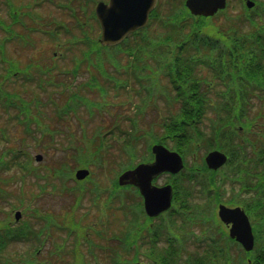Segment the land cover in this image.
<instances>
[{
	"label": "rangeland",
	"instance_id": "1",
	"mask_svg": "<svg viewBox=\"0 0 264 264\" xmlns=\"http://www.w3.org/2000/svg\"><path fill=\"white\" fill-rule=\"evenodd\" d=\"M61 1L63 0H0V23L5 22L6 25H11L12 32L17 34L14 36L11 31L6 30L3 26L0 27V44L4 42L7 52L5 56L8 60L2 59L0 51L1 68L9 66L10 63H13L19 71L25 68L37 72L40 70L38 65L46 69L49 68L47 71L49 73H44L48 74L47 78L53 80L51 83L47 81H43L42 84L31 82L23 87L19 80L14 86L12 84L9 87L32 97L34 114H37L38 111L36 103L39 98L42 101L39 103V109L43 117L46 118L45 121L54 129V136L48 135L44 140L40 139L38 130L36 136L28 135L26 137L24 128L11 114L9 115V112H3V107L0 106V128H6L9 136V140L1 139L0 141V159L4 162L0 168V186L3 187L6 198H10V201L0 200V206L4 208V210H2L3 208L0 210V225H4L7 219L4 222L2 219L9 213L11 217L9 219L15 224L22 223L24 219L25 221L31 219L37 226L45 223L46 229L45 234L39 238L43 245L37 239L34 242L11 243L3 252L5 255L3 264H16L25 255L31 257L36 245L42 246L41 253L38 254L39 259L51 260L55 264H112L111 256L114 251L118 250V246H121L119 240H115L118 238L115 235H123L129 227L136 228L147 224L148 221L141 214L138 206L132 205L139 199L137 196L131 195L128 190L121 191L124 197L116 195L119 190L116 184H113L114 170L118 166L117 162L126 158L122 155L123 150L121 146L119 147V141L117 142L115 139L116 144L112 146L113 138L109 136L108 142L104 146L107 147L103 152L104 165L90 166L92 172L84 179L86 185H91L90 194H86V189L83 186H76L73 179L66 173L75 172L81 166L77 161L75 149L79 145H88L91 150H95L99 144L97 138L95 139L98 132L100 134L108 132L116 125L129 128L131 115L135 116L136 109H140L136 108V105L142 104L145 108L139 118L149 134L147 139H152L151 133H158L162 121H165L171 111L174 113L180 108L179 102L168 105L155 94H146L140 82L133 76L131 83H121L112 79L114 85L108 79L100 77L97 69L105 77H109L110 73L117 76H127L128 73L126 74L123 69L118 71L116 66L107 59L106 52L109 53L108 50L103 51L102 54L105 58L104 65L108 69L102 66L98 46L88 47L85 44L86 38L93 39L100 36V28L95 21L86 23L87 17L91 19L90 14L85 15L80 2L74 1V9H70L60 7L58 3ZM164 2L166 7L162 11L165 13L164 18H167L166 16L173 12L171 8L178 6L183 0H177L175 3L173 0ZM242 2L244 0H231L225 11L212 18L208 17L205 21L207 25L200 26L199 29L202 28L203 31L212 34L230 25L248 29L250 25L245 23V10ZM257 2L263 3L264 0H257ZM12 7H15L14 11L11 10ZM182 10L181 12L186 14V9L182 8ZM10 11L14 12L16 16L18 15L19 21L22 18L24 23L17 22V20L13 22ZM19 11L22 12V15L17 14ZM81 21H85L86 26L79 24ZM190 22H193V19H190ZM62 23L68 29H64ZM31 27L38 30L32 31ZM40 30L42 32L47 30L54 37H49L39 32ZM166 30L167 28L158 22L156 29L148 32L160 34L165 33ZM25 39L28 42H25ZM77 41L78 44L75 43ZM93 52L96 53L93 55ZM118 57L115 56L123 64H126L130 59L125 53H120ZM117 67L121 69L119 64ZM64 70L68 74L64 73ZM75 72L78 74L72 75ZM147 72L146 70V74ZM202 72L205 75L208 73L206 69ZM19 77H23V75L20 74ZM43 77L46 78V76ZM156 77V74L153 73L151 80L145 79L144 85L149 86L158 82ZM164 78L162 75L159 88L165 89L164 84L167 83V79ZM61 81L63 85L59 84ZM101 82L107 86L106 89L101 87ZM68 83H72L73 89L80 90L86 97H72L71 101L79 99L82 106L77 112H70L68 115L59 117L57 108L55 109V102L59 105L66 103L68 95L62 89L68 88L66 86ZM171 99L172 95L169 93L165 101L169 102ZM152 122L157 124L153 125ZM211 123L209 118L204 119L203 126L208 133L213 132ZM33 125L37 128L35 122ZM70 145H73L74 149H70ZM206 147L203 143V146L194 153V157L189 155V167L201 164V159L208 152ZM139 148L140 153L146 154V144ZM20 150H26V157L28 156L29 159L21 157L17 161L28 160V162L25 165L13 164L9 167L8 165L12 164L15 159L14 154L19 153ZM91 150L88 153L85 151L82 153L90 155ZM37 153H42V160H37ZM207 173L209 175L210 172ZM167 181L168 175H161L158 178L159 184L167 183ZM230 197L231 194L228 192L223 196L222 202ZM193 201L198 204L195 210L200 212V218L206 221L211 217L210 215H214L208 224L217 225L219 223L216 218L218 217L217 202L215 204V201L212 202L202 196ZM12 204H18L19 208ZM17 209L23 211V216L18 222L14 217ZM189 225H185L181 218L174 219L170 223L168 222L165 231L175 238L178 246H182L186 244V237L193 235V232L188 229ZM219 225L228 230L224 223L220 222ZM98 230L99 234L96 232ZM95 241L102 244L100 245L102 249L95 247ZM165 243L164 239L160 245H165ZM107 244H111L113 247L110 249L105 246ZM204 245L207 246L206 243L196 240L187 241L184 255H203ZM133 255L134 252H132ZM30 259L32 258H28L26 262ZM123 259L125 258L123 257ZM140 260L147 262L143 253L140 254Z\"/></svg>",
	"mask_w": 264,
	"mask_h": 264
},
{
	"label": "trees",
	"instance_id": "2",
	"mask_svg": "<svg viewBox=\"0 0 264 264\" xmlns=\"http://www.w3.org/2000/svg\"><path fill=\"white\" fill-rule=\"evenodd\" d=\"M173 16L167 18L165 33L155 32V34L140 30L138 33L131 34L128 42L117 48L121 53H127L131 59H133L131 55H135L136 58L131 60L134 62L132 69L126 66L128 75L116 80L121 83L129 82V74L134 71L138 81L151 79L153 73L157 77L164 73L169 76L176 92V97L173 96V99L181 101L180 108L173 114H169L161 123V132H153L151 137L166 143L173 138L175 147L185 155H194V151L196 153L199 148L198 141L199 143L208 141L206 142L208 150L221 148L229 155V160L222 167L221 172L210 170L203 159L200 164L203 172L199 174L183 172V178L177 184V190L179 189L177 193L181 197L177 196L174 205L179 206L181 200L180 204L188 205L201 196L212 202H219L229 192L231 197L227 202L241 204L250 214L256 245L254 250L246 251L239 242L228 235L223 227L218 224L210 225L208 224L209 218L206 221L201 218L200 223L206 234L200 238V241L204 240L207 244L203 255L183 256L182 249L175 246L172 239L170 247L154 249L148 256L150 264H264V2L257 5L252 12L246 13L245 22L250 25L248 29L230 25L212 34L203 31L202 28L199 29L200 26L207 25L205 21L208 18L206 17L196 19L192 15L195 21L189 22L190 13L182 12L181 15ZM133 36H135L134 39H131ZM4 55L2 51V57ZM110 57L113 58V54ZM14 67L15 65L11 64L8 71H0V106L3 107V112H9V115L11 114L24 128L26 137L36 136L38 130L40 139L44 140L47 134H51L53 128L45 121L46 118L39 109V103L42 101L37 98L38 111L34 114L32 97L28 96L29 94L12 90L9 86L12 84L14 86L19 80L23 87L31 82L51 83L53 80L47 78L48 74L44 73L49 69L41 65L37 66L40 68L37 72L23 68L20 73L23 77H19L13 72ZM146 68H148L147 74L146 72L142 74ZM204 69L208 71L207 75L203 74ZM212 79L219 87L212 86V83L209 84ZM154 85L155 83L151 87ZM142 87L145 85L142 84ZM213 88L216 90L212 96ZM62 91L67 92L68 99L66 106L59 110V115L64 116L63 114H69L72 110L77 112L82 102L79 99L71 101V98L85 97V95L77 90L63 88ZM153 91L155 88H152ZM60 107L62 105H59ZM208 108L216 112L215 127L212 128L211 133H208L201 125ZM142 112L143 108L137 111L135 116L133 114L130 117L129 128L117 126L120 129L119 147L121 146L124 156L137 149L140 140L149 135L139 118ZM34 122L37 128L34 127ZM153 123V125L157 124ZM106 136V132L101 134L98 132L95 136L99 144L95 150H92V154L94 151L98 166L104 165L103 146L107 142ZM7 138L9 139L7 129L0 128V141ZM115 143L113 140V144ZM150 144L151 142L146 141L147 146ZM69 148L74 149L73 145ZM89 149L88 145H79L75 149L77 159L86 156L87 154L84 155L82 151L88 152ZM26 155L27 151L21 150L15 154L13 163L10 162L12 164L7 165L9 167L13 164L25 165L28 160L24 162L17 160ZM26 158L29 159L28 156ZM78 161L83 162L84 160ZM134 161V157L122 158L117 162L118 166L115 171L128 167ZM207 172H210L209 175ZM115 184L120 187L117 183ZM181 185H184L183 189L179 188ZM5 199L10 201L9 197L6 198L3 188L0 187V200ZM139 204L142 207L141 201ZM12 206L19 207L18 204H12ZM1 208L3 207L0 206V210ZM178 210L186 213L183 209ZM174 211L171 209L166 212L165 215L159 217L161 220L153 225L147 223L133 230L129 227L121 237V246H118V250L114 251V256H111L115 259L120 255L118 259H115L114 264H132L131 261L120 259L122 252H130L134 248L133 260L135 261L138 260L140 250L147 241L151 245H156L161 234L166 233L165 227L168 222L176 218ZM185 215L189 220L199 218L196 214ZM9 218H11L10 214L7 213L2 219L3 222L6 219L7 221L4 225H0V263L2 264L5 261L3 252L11 243L34 242L46 231L45 225L37 226L31 219L26 221L24 219L22 223L15 224ZM29 257L27 255L21 257L22 264H31L30 260L26 262Z\"/></svg>",
	"mask_w": 264,
	"mask_h": 264
},
{
	"label": "water",
	"instance_id": "3",
	"mask_svg": "<svg viewBox=\"0 0 264 264\" xmlns=\"http://www.w3.org/2000/svg\"><path fill=\"white\" fill-rule=\"evenodd\" d=\"M125 2V12L118 11L120 3ZM146 0H111L110 5L99 4L98 12L102 18L103 37L105 43H115L122 40L130 31L146 24L148 19ZM187 6L197 15H213L220 8L226 6V0H187ZM248 5L253 6L254 1L248 0ZM153 151L156 160L152 163H141L134 169L127 170L120 176V183H134L138 185L145 196V208L148 214L158 215L171 206L173 198L172 185L156 186L152 183L155 176L165 170L179 171L183 166L182 156L171 151L162 144H155ZM42 154L37 158L42 159ZM227 157L219 150L211 151L207 156L208 164L217 168L226 161ZM89 169L82 168L77 171V177L84 178ZM221 218L231 223L230 234L239 240L247 250L254 248L255 236L252 224L246 210L241 206H228L220 204ZM16 219L22 216L21 210L16 211ZM137 264H145L138 262Z\"/></svg>",
	"mask_w": 264,
	"mask_h": 264
},
{
	"label": "flooded vegetation",
	"instance_id": "4",
	"mask_svg": "<svg viewBox=\"0 0 264 264\" xmlns=\"http://www.w3.org/2000/svg\"><path fill=\"white\" fill-rule=\"evenodd\" d=\"M42 1H48V0H42ZM68 0H63L60 2V5L62 4L63 2V6H66V3H67ZM72 1V0H71ZM99 1H104L106 3H108L110 0H93V2H99ZM165 0H156V2L152 1V0H148L146 2V6L150 9L149 11V19H148V23L147 25H145L144 27H141L140 29L138 30H147V29H156V24L157 22L154 20L156 15L159 16V21L161 23V25L163 27H165V23H166V19L164 18L165 17V13L162 11V9L166 7L165 5ZM126 10V5H121L119 7V11H125ZM95 16H96V20H97V23L98 25L100 26L101 28V23H100V18L98 17V15H96V12H95ZM227 227V226H226ZM228 228V227H227ZM38 264H41L42 261L41 260H38V262H36Z\"/></svg>",
	"mask_w": 264,
	"mask_h": 264
}]
</instances>
